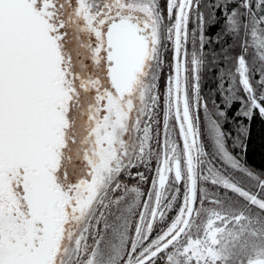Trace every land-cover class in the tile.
<instances>
[{
  "label": "snow or ice",
  "instance_id": "1",
  "mask_svg": "<svg viewBox=\"0 0 264 264\" xmlns=\"http://www.w3.org/2000/svg\"><path fill=\"white\" fill-rule=\"evenodd\" d=\"M262 216L264 0H0V264H264Z\"/></svg>",
  "mask_w": 264,
  "mask_h": 264
},
{
  "label": "flooded vegetation",
  "instance_id": "2",
  "mask_svg": "<svg viewBox=\"0 0 264 264\" xmlns=\"http://www.w3.org/2000/svg\"><path fill=\"white\" fill-rule=\"evenodd\" d=\"M54 132V133H53ZM59 139L55 135V130L53 129L51 135L48 137L47 143L42 149L41 154V172L45 177L51 175V171H55L60 168L61 161L58 156L59 152ZM75 148V146H74ZM47 151L51 153L46 154ZM75 151V150H73ZM67 161H65L66 163ZM64 163V165H65ZM66 168V165L64 166ZM51 170V171H49ZM45 199H47V192L45 193Z\"/></svg>",
  "mask_w": 264,
  "mask_h": 264
},
{
  "label": "rangeland",
  "instance_id": "3",
  "mask_svg": "<svg viewBox=\"0 0 264 264\" xmlns=\"http://www.w3.org/2000/svg\"><path fill=\"white\" fill-rule=\"evenodd\" d=\"M79 159V157L76 156L75 151H73L72 153V160L71 162H66V169L67 172L69 174V179H74L75 178V172L78 170L79 165L76 163V161ZM64 165V166H65ZM208 187L212 190L215 191V189H213L211 187V185L209 184ZM221 195H223V193H221ZM233 208L236 211H240L243 208V205H233L232 208L227 207V202H226V206H225V211L229 212L230 214L232 213ZM254 215L256 214V210H253ZM251 227L253 229L258 230L260 233H264V216H262L259 220H255L252 223ZM247 239L251 240V237H248ZM257 243H259L260 241L257 240ZM240 243L242 242H237L235 245H230L229 246V252L231 253L233 260L236 258V256L239 254L240 251ZM229 264H231V261L229 262Z\"/></svg>",
  "mask_w": 264,
  "mask_h": 264
},
{
  "label": "trees",
  "instance_id": "4",
  "mask_svg": "<svg viewBox=\"0 0 264 264\" xmlns=\"http://www.w3.org/2000/svg\"><path fill=\"white\" fill-rule=\"evenodd\" d=\"M258 131H259V126H258V124H257V125L254 126V134H255L256 132H258Z\"/></svg>",
  "mask_w": 264,
  "mask_h": 264
},
{
  "label": "water",
  "instance_id": "5",
  "mask_svg": "<svg viewBox=\"0 0 264 264\" xmlns=\"http://www.w3.org/2000/svg\"><path fill=\"white\" fill-rule=\"evenodd\" d=\"M53 133H54V132H53ZM49 153H51V151H47V152H46V154H49Z\"/></svg>",
  "mask_w": 264,
  "mask_h": 264
}]
</instances>
